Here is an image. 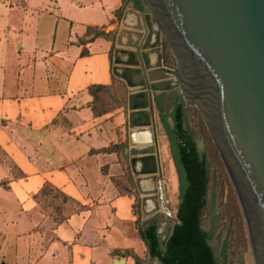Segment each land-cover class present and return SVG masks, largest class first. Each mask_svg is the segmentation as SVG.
<instances>
[{"label": "crops", "instance_id": "1", "mask_svg": "<svg viewBox=\"0 0 264 264\" xmlns=\"http://www.w3.org/2000/svg\"><path fill=\"white\" fill-rule=\"evenodd\" d=\"M44 6L42 0H0V149L21 171V179L11 180L8 165L0 163V184L11 181V191L0 186V264H136L134 257L140 264H160L139 237L131 197L102 185L107 157L96 155L107 148L111 126L104 114L94 115L89 89L111 86L114 68L112 42L87 30L110 34L118 29L114 13L123 0L86 23L61 17L58 10L57 16L46 14ZM150 35L141 39L140 71L155 99L163 102L160 95L172 91V85L160 39L152 28ZM126 41L137 38H121ZM84 49L88 53L81 56ZM128 80L137 86L140 78L135 74ZM141 90L148 89L134 92ZM35 135L42 138L35 140ZM46 140L57 159L45 157L37 168L38 155L27 151L43 150ZM50 183L83 210L63 213L56 223L42 217L34 198ZM13 194L19 218L4 204L12 202L8 195Z\"/></svg>", "mask_w": 264, "mask_h": 264}, {"label": "water", "instance_id": "2", "mask_svg": "<svg viewBox=\"0 0 264 264\" xmlns=\"http://www.w3.org/2000/svg\"><path fill=\"white\" fill-rule=\"evenodd\" d=\"M144 2L177 61L173 76L186 103L184 110L195 106L201 113L239 198L255 264H264V0ZM129 15L127 11L125 18ZM120 55L127 60L117 63H143L141 54L138 60L134 52ZM133 72L140 78L137 86L144 88L140 69ZM125 79L134 86L128 76ZM152 97L148 90L131 94L135 128L149 129L153 124L148 110ZM155 152V147L133 149V154L154 161ZM148 180L140 177L139 182L144 185ZM154 221L159 222L160 234L158 217L146 224Z\"/></svg>", "mask_w": 264, "mask_h": 264}, {"label": "rangeland", "instance_id": "3", "mask_svg": "<svg viewBox=\"0 0 264 264\" xmlns=\"http://www.w3.org/2000/svg\"><path fill=\"white\" fill-rule=\"evenodd\" d=\"M42 1L45 5L43 10L46 14L57 16L58 10L61 17H66L82 23L91 20L97 21L99 15H101L102 8H107V10H109L117 7L119 4V0ZM141 1L144 7L143 12L137 10L133 2H129L124 7L120 16L116 14V12L114 13L116 19L119 21V26L118 29L110 33L109 38L112 42L110 59L114 68L113 83L111 86L96 92L95 100L90 107H92L95 116L104 114L105 117H107V123H110L111 126V134L109 136V141H107V148L96 152V155L107 157L102 165L106 177V182L102 185L109 187L116 195L131 197L134 202L133 209L135 215L138 217V223H136L137 228L138 225L144 226L152 218L158 217V219L161 220L159 229L160 235L164 241L171 233L176 223L180 188L177 171L170 152L169 141L161 123V115L170 114L176 99L180 97L184 100V98L181 88L179 84L174 81L175 77L173 76L177 68V61L165 36L158 29L155 18L152 16L144 0ZM76 3H81L82 6H77ZM127 11H129L130 15L125 18ZM139 24L142 26L141 30L136 29ZM62 26L63 25H61V27ZM79 28L81 29V25L78 24L75 32H79ZM151 28L160 39L163 50L162 58L165 64L164 66L167 68L170 75L169 78L171 80L170 84L172 85V91H168V94L165 92L160 95L163 98V102L161 103L162 110H159L155 103L156 96L154 91L148 88L147 84L144 87L145 89L147 88L149 94L153 96V100L148 109L153 119V124L149 127V129L152 130L150 147H155V157L158 162L157 174L152 182L154 188L150 191L143 186V182L141 185L139 182L140 176H138L133 169V159L136 157V155L133 154V149L136 144L132 142L131 137L134 141V132H136L134 130H144L148 128H135L132 125V110L129 101L131 94L142 87L130 86L125 79V77L127 78L129 75H135L133 70L136 68L140 69V65H125L117 63V61L120 52H134L136 54L135 59L138 60L137 54L142 47L140 44L142 36L146 32L150 35ZM131 35H133L134 38L136 37L137 41H132L131 44L128 43V41H126L125 44L121 43V38H129ZM83 41H85V39ZM141 77L144 78L143 74H141ZM186 111L188 112V126L194 132L199 152L202 156L206 157L209 165L210 183L207 196V207L203 215V228L205 231L212 234L211 245L218 256H220L223 243L225 239H227L229 263L255 264L247 223L229 173L199 110L195 106H190ZM168 121L172 123L171 118H168ZM34 137L35 140H39L42 138V135H35ZM47 141L48 140H46V143L43 145V150L36 152L32 150L27 151L28 155H38L39 160H35L33 164L37 168L42 166L41 162H44L45 157L52 158L53 156V160L57 159V152L53 151L51 143ZM0 163L8 165L11 180L16 181L21 179L20 169L8 159L1 149ZM10 182V179L5 180L1 182L0 186L11 191ZM14 194H16V192ZM14 194L13 196L8 195L10 198H13V203L5 201L4 204L8 206V213H10L13 218H19L17 216L18 211L16 210L17 203H15L18 198ZM34 200L38 204V210L41 216L50 219L52 223H56L57 220L63 219V213L69 214L83 210L82 207L76 205L61 194L51 183L45 186ZM149 201H152L155 207H150L151 209H148L147 205ZM25 222H27V220H23L21 225L23 226ZM49 239L50 237L46 236V241ZM7 253L10 258L14 256L13 250L8 249Z\"/></svg>", "mask_w": 264, "mask_h": 264}, {"label": "trees", "instance_id": "4", "mask_svg": "<svg viewBox=\"0 0 264 264\" xmlns=\"http://www.w3.org/2000/svg\"><path fill=\"white\" fill-rule=\"evenodd\" d=\"M129 2H133L139 11H144L141 0H123V6L116 14L120 16ZM87 34L110 38V34L92 28H88ZM87 53L84 49L81 56ZM105 88L107 87L92 86L89 91L95 98L96 92ZM155 103L157 108L162 110L161 98H156ZM184 108V100L179 97L172 112L161 115V123L169 141L179 180L180 195L176 223L164 241L158 232L157 221L146 227L138 225V234L145 243L150 257L157 259L160 264H231L228 262L227 239L218 256L211 245L212 234L203 228V215L207 207L210 183L209 165L206 157L199 152L194 132L188 126V112ZM168 118L172 119V123ZM134 258L136 264H140V260Z\"/></svg>", "mask_w": 264, "mask_h": 264}, {"label": "bare ground", "instance_id": "5", "mask_svg": "<svg viewBox=\"0 0 264 264\" xmlns=\"http://www.w3.org/2000/svg\"><path fill=\"white\" fill-rule=\"evenodd\" d=\"M150 131L149 130H136V132H134L135 135V144L138 146H142L143 148L146 147H150L151 146V136H150ZM153 140V139H152ZM138 148V147H137ZM140 150V149H138ZM136 157L135 159V163L133 164V169L134 170H139V172H141V174H137L138 176H140L143 179H149L148 181H146L144 183V187L149 189L150 191L154 188V185L152 183V181H150V179L154 178L157 174V159L155 157V161L154 160H148L146 156L143 155H139L137 153H135ZM149 191V192H150ZM153 204V205H151ZM149 209L150 207L153 208L155 207V204L152 201L148 202V206Z\"/></svg>", "mask_w": 264, "mask_h": 264}]
</instances>
